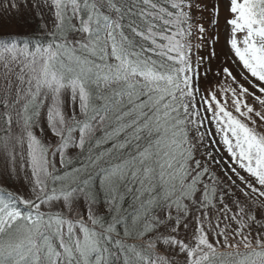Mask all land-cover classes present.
<instances>
[{
	"label": "snow or ice",
	"instance_id": "obj_1",
	"mask_svg": "<svg viewBox=\"0 0 264 264\" xmlns=\"http://www.w3.org/2000/svg\"><path fill=\"white\" fill-rule=\"evenodd\" d=\"M196 6L33 0L48 43L0 36V264H264V0H227L240 78L203 93Z\"/></svg>",
	"mask_w": 264,
	"mask_h": 264
},
{
	"label": "rangeland",
	"instance_id": "obj_2",
	"mask_svg": "<svg viewBox=\"0 0 264 264\" xmlns=\"http://www.w3.org/2000/svg\"><path fill=\"white\" fill-rule=\"evenodd\" d=\"M4 2L5 0H0V36H4L6 33H21L19 36L35 34L36 32L48 34L52 30V23L49 16L45 14L41 18L40 10L33 7V0H28L27 6L21 4L19 11L11 10L9 12L4 11ZM195 3L197 6L192 9L194 22L202 24L207 30V35L204 38V46L199 51L194 48L192 52L193 62L197 55L205 58L204 63L199 69V76L197 77L198 87L203 93L206 89L214 88L218 83L224 82L222 77L216 75L221 65L231 67L238 79L240 78L241 69L236 64H232L230 59H227L230 55L228 46L226 45L229 32V26L226 24V20L230 16L226 8L227 0H219L218 15L214 12L217 0H195ZM45 25H47L46 28ZM213 40L216 41L214 44L212 43ZM195 42L193 40V43ZM213 52H215L214 56L212 55ZM206 68L210 69L207 75H205ZM248 103H253V101L249 100ZM211 130L215 132L214 126L211 127ZM216 139L218 140L219 137L217 136ZM209 150L211 151V149ZM201 151L203 150L201 149ZM217 155L218 158L220 155H223L224 159L227 160V155L223 152L222 146L221 152ZM209 165L218 176H224V173L216 165L212 164L211 161H209ZM9 166L8 162L3 157H0V187H5L8 190L24 191L22 181L8 178L6 168ZM241 174L244 175L243 172ZM233 191L236 190L233 189ZM236 194L238 196L240 195L238 191ZM241 199H243L242 196Z\"/></svg>",
	"mask_w": 264,
	"mask_h": 264
},
{
	"label": "trees",
	"instance_id": "obj_3",
	"mask_svg": "<svg viewBox=\"0 0 264 264\" xmlns=\"http://www.w3.org/2000/svg\"><path fill=\"white\" fill-rule=\"evenodd\" d=\"M16 39L21 40V41H30L32 44H35L37 42H42V43H48L50 36L48 34H44V33H40V32H36L35 34H30V35H22V36H17ZM3 132L0 131V135ZM190 135H194V133H190ZM198 158H202L203 157H198Z\"/></svg>",
	"mask_w": 264,
	"mask_h": 264
}]
</instances>
